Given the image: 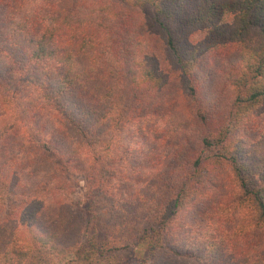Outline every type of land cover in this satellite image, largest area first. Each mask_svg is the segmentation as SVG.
Listing matches in <instances>:
<instances>
[{"label":"trees","instance_id":"trees-1","mask_svg":"<svg viewBox=\"0 0 264 264\" xmlns=\"http://www.w3.org/2000/svg\"><path fill=\"white\" fill-rule=\"evenodd\" d=\"M251 224L264 0H0V264H264Z\"/></svg>","mask_w":264,"mask_h":264},{"label":"rangeland","instance_id":"rangeland-1","mask_svg":"<svg viewBox=\"0 0 264 264\" xmlns=\"http://www.w3.org/2000/svg\"><path fill=\"white\" fill-rule=\"evenodd\" d=\"M217 51V50H216ZM215 52V51H214ZM218 54V53H217ZM217 54L209 56L206 58L203 57L202 59V63L200 64L199 68L201 70H203L204 72L208 71L209 69H215L217 68V62L218 59L216 58ZM225 57H223L222 61L224 60ZM209 61H212V65L209 64ZM75 180V179H74ZM219 184H222V186L220 188H214L212 194H225L227 191L231 193V195H234V190L233 189H237L235 186V183L233 181H231L229 179V177H225L223 182H219ZM73 189H74V193H73V198L74 201H83L86 197V193H87V187L85 185V182L82 180H79L78 183L73 182ZM211 194V195H212ZM203 201V198L199 201L200 203H198L196 205L197 209L200 208V204ZM234 206V205H233ZM228 209H235L229 206H226ZM99 211H100V220H104V221H109L110 215L107 213L106 210L103 209V206L99 207ZM187 218H191L190 216H188ZM188 228H190V226H188ZM250 229L252 230L253 233H255L256 235L253 236L255 239L260 238L261 236H263L264 238V230L263 229H258L256 228V224H251V225H247L245 227H241L239 234L245 233L247 230L250 231ZM188 229H184L182 231V233ZM241 232V233H240ZM251 232V231H250ZM188 234V233H187ZM194 233L192 232L191 235H193ZM186 235V234H185ZM185 235H183V240L181 241L183 244H186V240L189 241V238H185ZM228 253V252H227ZM142 255V253L140 251H136L135 247L130 249V250H125L120 252L119 254H117V256H112L110 258H106V259H97L96 261L93 262V264H119L120 262H123L125 260L131 259L133 257H140ZM230 257V255L228 254V258ZM225 259V258H224ZM30 264H84L82 261H66V262H62L59 261V259L51 253L48 252H39L37 254H35L33 260L30 262Z\"/></svg>","mask_w":264,"mask_h":264}]
</instances>
